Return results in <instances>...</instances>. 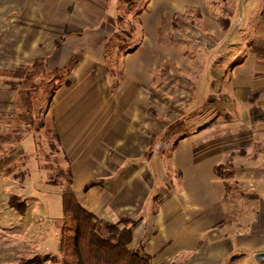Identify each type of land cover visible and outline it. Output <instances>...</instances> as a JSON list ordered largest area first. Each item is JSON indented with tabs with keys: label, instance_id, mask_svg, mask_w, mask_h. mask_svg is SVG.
<instances>
[{
	"label": "crops",
	"instance_id": "crops-1",
	"mask_svg": "<svg viewBox=\"0 0 264 264\" xmlns=\"http://www.w3.org/2000/svg\"><path fill=\"white\" fill-rule=\"evenodd\" d=\"M219 1L145 0L117 61L120 0H0V129L20 69L58 75L45 114L76 198L153 264H264V0H237L227 25ZM9 207L0 264H32L33 220L17 230Z\"/></svg>",
	"mask_w": 264,
	"mask_h": 264
},
{
	"label": "rangeland",
	"instance_id": "rangeland-1",
	"mask_svg": "<svg viewBox=\"0 0 264 264\" xmlns=\"http://www.w3.org/2000/svg\"><path fill=\"white\" fill-rule=\"evenodd\" d=\"M144 2L145 0H120L118 3V31L114 38L110 39L108 47V55L116 56L117 61L140 37L136 13ZM237 3L240 2L237 0L215 2L214 9L217 15L213 17L214 23L221 20L223 25H227L226 20L236 19L232 14L233 10L237 9ZM238 21L239 19H236V24ZM218 38L219 36H213L212 42H216ZM112 41L116 46L113 50ZM20 70L18 73L22 81L15 83H20L16 86L17 111L16 114L11 113L9 116L14 126L0 129V218L6 215L11 198L16 196L15 201L23 203L24 208L21 205L11 208L15 216L12 227L18 230L19 227L27 226L28 219H31L33 220L31 231L29 233L27 231V234H36L38 240L35 242L38 250L36 256L29 262L63 264L60 239L65 217L60 196L69 186L70 167L68 158L61 150L52 117L45 114L49 95L61 80L55 73L44 75L39 66L33 70ZM37 87L39 92L45 93L43 96L35 95ZM261 114L263 119L264 113ZM45 168L48 169L46 173ZM225 168L228 166L221 168L222 171ZM4 202L8 203L7 207ZM56 225L61 227L58 228ZM21 233L19 235L22 237L18 238V241L22 245H30L25 239L26 232ZM21 262L25 263L27 259L23 257Z\"/></svg>",
	"mask_w": 264,
	"mask_h": 264
},
{
	"label": "trees",
	"instance_id": "trees-1",
	"mask_svg": "<svg viewBox=\"0 0 264 264\" xmlns=\"http://www.w3.org/2000/svg\"><path fill=\"white\" fill-rule=\"evenodd\" d=\"M253 116L262 118L256 109ZM15 198H11L10 206L24 208ZM61 198L65 217L60 242L63 264H153L147 255L130 247L131 228H120L121 222H106L80 204L72 189L71 174Z\"/></svg>",
	"mask_w": 264,
	"mask_h": 264
},
{
	"label": "water",
	"instance_id": "water-1",
	"mask_svg": "<svg viewBox=\"0 0 264 264\" xmlns=\"http://www.w3.org/2000/svg\"><path fill=\"white\" fill-rule=\"evenodd\" d=\"M257 258H258L260 261H264V252H260V253L257 255Z\"/></svg>",
	"mask_w": 264,
	"mask_h": 264
}]
</instances>
